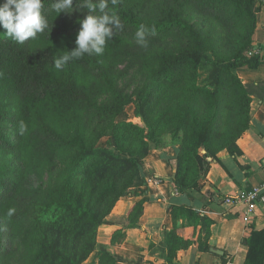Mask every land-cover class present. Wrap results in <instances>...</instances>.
Instances as JSON below:
<instances>
[{
  "label": "trees",
  "instance_id": "obj_1",
  "mask_svg": "<svg viewBox=\"0 0 264 264\" xmlns=\"http://www.w3.org/2000/svg\"><path fill=\"white\" fill-rule=\"evenodd\" d=\"M54 2L43 0L49 28L35 39L17 44L0 28V264H83L116 203L146 184L142 161L152 149L178 145L172 182L179 193L196 189L219 152L241 153L251 97L264 99V82L237 74L264 63L247 55L258 0H118L107 11L122 26L104 54L59 71L54 59L74 50L89 13L58 14ZM140 25L147 47L136 42ZM127 79L132 90L121 85ZM129 105L141 123L129 119ZM144 203L129 209L128 227L139 225ZM171 214L200 220L209 234L211 220L192 208ZM125 236L116 231L111 242ZM164 236L163 264H182L177 254L192 241L175 228ZM242 243L244 264H264V229ZM120 261L103 251L98 264Z\"/></svg>",
  "mask_w": 264,
  "mask_h": 264
},
{
  "label": "crops",
  "instance_id": "obj_2",
  "mask_svg": "<svg viewBox=\"0 0 264 264\" xmlns=\"http://www.w3.org/2000/svg\"><path fill=\"white\" fill-rule=\"evenodd\" d=\"M253 43L264 55V0L257 2ZM237 74L245 84L264 82V63L256 69L239 68ZM237 145L239 155L219 152V162L210 166L196 189L185 193H179L172 182L178 145L152 149L142 161L146 184L137 188L133 196L116 203L107 223L98 230L96 249L83 264H98L103 251L122 258L117 264H163L159 248L165 242V232L173 228L182 238L192 241L188 249L177 254L182 264H244L248 247L242 238L252 228L264 229V202L258 204L250 220H245L243 206H229L224 199L264 179V99L251 97L250 124ZM141 200L145 203L139 225L128 227L125 216ZM174 206L190 207L209 218V234L200 220L186 215L173 217ZM119 230L126 233L125 238L112 243V235Z\"/></svg>",
  "mask_w": 264,
  "mask_h": 264
},
{
  "label": "clouds",
  "instance_id": "obj_3",
  "mask_svg": "<svg viewBox=\"0 0 264 264\" xmlns=\"http://www.w3.org/2000/svg\"><path fill=\"white\" fill-rule=\"evenodd\" d=\"M118 0H55L53 10L70 14L74 11L88 10L86 18L79 20L80 30L75 39L74 50L54 59L55 69L63 70L65 65L85 54L102 56L107 41L113 39L116 30L121 28L120 19L110 14L109 4L116 5ZM43 0H3L0 3V28L6 30V35L17 44H24L29 39H35L49 28L47 18L42 15ZM147 29L140 25L135 33L136 42L147 47ZM12 211H9V215Z\"/></svg>",
  "mask_w": 264,
  "mask_h": 264
},
{
  "label": "built area",
  "instance_id": "obj_4",
  "mask_svg": "<svg viewBox=\"0 0 264 264\" xmlns=\"http://www.w3.org/2000/svg\"><path fill=\"white\" fill-rule=\"evenodd\" d=\"M253 54H262V49L257 45L247 52L248 56ZM264 202V179L257 185L243 192L228 196L224 199V203L229 206H243V214L245 220H250L254 215L259 203Z\"/></svg>",
  "mask_w": 264,
  "mask_h": 264
},
{
  "label": "rangeland",
  "instance_id": "obj_5",
  "mask_svg": "<svg viewBox=\"0 0 264 264\" xmlns=\"http://www.w3.org/2000/svg\"><path fill=\"white\" fill-rule=\"evenodd\" d=\"M137 2H138L140 7H143L146 5V0H137ZM190 19H191V22H193L195 24L196 28H202V26H204V29L206 31L209 29V25L205 24L206 22L203 21L202 19L200 20L197 16H192V17H190ZM121 67H120V69H121ZM123 84H125V86L127 87V90H132L136 83H134V82L130 83L127 79V81L122 82L121 85L123 86ZM133 109H134V107L132 105H129L126 107V111L128 113L129 119L135 123H141V120L139 118L135 117ZM104 141H105V139L102 142H104Z\"/></svg>",
  "mask_w": 264,
  "mask_h": 264
},
{
  "label": "water",
  "instance_id": "obj_6",
  "mask_svg": "<svg viewBox=\"0 0 264 264\" xmlns=\"http://www.w3.org/2000/svg\"><path fill=\"white\" fill-rule=\"evenodd\" d=\"M212 251H214L215 253H219V254L223 253L221 250H218V249H212Z\"/></svg>",
  "mask_w": 264,
  "mask_h": 264
}]
</instances>
